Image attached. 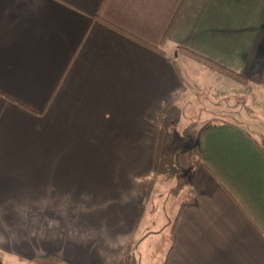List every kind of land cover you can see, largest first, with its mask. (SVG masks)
Listing matches in <instances>:
<instances>
[{
  "label": "crops",
  "instance_id": "crops-1",
  "mask_svg": "<svg viewBox=\"0 0 264 264\" xmlns=\"http://www.w3.org/2000/svg\"><path fill=\"white\" fill-rule=\"evenodd\" d=\"M181 1L107 0L96 16L102 0H0L1 261L115 264L134 243L149 250L175 183L159 169L163 119L183 115L191 93L213 115L239 93L261 103L264 0H186L161 42ZM211 121L160 264H264V143Z\"/></svg>",
  "mask_w": 264,
  "mask_h": 264
},
{
  "label": "rangeland",
  "instance_id": "rangeland-1",
  "mask_svg": "<svg viewBox=\"0 0 264 264\" xmlns=\"http://www.w3.org/2000/svg\"><path fill=\"white\" fill-rule=\"evenodd\" d=\"M184 56L187 57L186 55ZM208 69L211 70L210 68ZM213 72L218 74L215 71ZM219 75L227 78L221 74ZM229 81L230 83L236 82H232V79ZM252 92L261 95V103L254 102L250 93H239L236 94L235 100H232L233 102L230 101V103L226 104L227 100L220 101V108L218 110L221 112V115H213L212 113L207 114L206 110H208V108L207 106L205 107V103L207 102L205 98L199 96V93H191L192 96L189 95L188 97L191 105L186 107L183 115L177 113L173 115L172 118L167 115L166 118L163 119L164 136L162 137V153L164 156H162V160L160 161L161 167L159 169L163 174H167L168 178L171 176L172 179L175 180V183L172 185V192H165L159 199L161 208L157 211V215L155 216V223L158 225H155L153 222L150 224L160 227L165 224L166 226L164 229L166 228L167 230L172 220L171 210L179 201L181 202L188 197L187 193L181 194V191L187 188L188 177L193 171L192 168L196 162V137L199 126L207 122L211 123L212 118L225 116L227 119L247 128L255 138L264 143V85H252ZM201 103L204 104V107ZM210 109L211 108H209V110ZM153 197L154 195L152 193L145 207H150L153 203ZM163 205H165V210L162 209ZM168 206L169 210H167ZM148 213L144 215L145 219L152 218V215ZM142 225H144V223L140 224V227ZM152 228L153 227H149L148 230L152 231ZM164 229L159 238L154 239L151 243H146L145 248L149 247V250L145 249L144 252H140L138 255L135 250H132V247L136 244L134 243L129 250L124 252L119 258V264H160L165 247L164 238L167 234V231H164ZM61 254H63V252H61ZM56 260L58 261V259L48 256L31 261L28 259L26 264H66L65 262H57ZM21 261L23 262L24 260ZM0 264L8 263L0 260Z\"/></svg>",
  "mask_w": 264,
  "mask_h": 264
},
{
  "label": "trees",
  "instance_id": "trees-1",
  "mask_svg": "<svg viewBox=\"0 0 264 264\" xmlns=\"http://www.w3.org/2000/svg\"><path fill=\"white\" fill-rule=\"evenodd\" d=\"M106 1L107 0H102V2L99 5V8H98L96 16H98V14L100 13V11L103 8V6L106 3ZM185 2H186V0H182L181 3L179 4V6H178V8H177L172 20L170 21V23H169V25H168V27H167V29H166L163 37H162L161 42H163L164 40L167 39V37L169 35V32L172 29V27H173L178 15H179L180 11H181L183 5L185 4ZM180 50H182V53L184 55H186L188 58L198 62L199 64H201V65H203L205 67L210 68L211 70L217 72L218 74H221V75H223V76H225V77H227L229 79H232L233 81H236L239 84H243V85L247 84V80L243 76H241V75H239V74H237V73H235L233 71H230V70H228V69H226V68H224V67H222V66H220V65H218V64H216V63H214V62H212V61H210V60H208V59H206V58H204L202 56H200V55H197V54H195V53H193L191 51H188V50H185V49H182V48H180ZM262 82L264 83V76H263ZM147 194H148V191H147ZM119 261H120V259H118L115 262V264H119Z\"/></svg>",
  "mask_w": 264,
  "mask_h": 264
}]
</instances>
